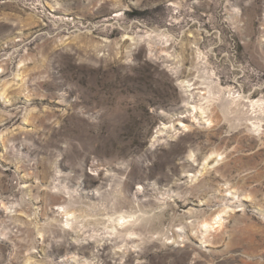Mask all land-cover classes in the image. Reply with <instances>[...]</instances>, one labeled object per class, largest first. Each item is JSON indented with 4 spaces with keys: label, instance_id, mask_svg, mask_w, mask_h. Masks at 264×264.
<instances>
[{
    "label": "rangeland",
    "instance_id": "1",
    "mask_svg": "<svg viewBox=\"0 0 264 264\" xmlns=\"http://www.w3.org/2000/svg\"><path fill=\"white\" fill-rule=\"evenodd\" d=\"M0 264H264V0H0Z\"/></svg>",
    "mask_w": 264,
    "mask_h": 264
},
{
    "label": "bare ground",
    "instance_id": "2",
    "mask_svg": "<svg viewBox=\"0 0 264 264\" xmlns=\"http://www.w3.org/2000/svg\"><path fill=\"white\" fill-rule=\"evenodd\" d=\"M180 84H182V85H184V81L183 82H181ZM186 86H188V85H186ZM195 109H198V107H195ZM201 110H202V108H200ZM205 112V111H204ZM182 122V121H181ZM64 209V208H63ZM68 214V213H67ZM72 215V214H71ZM67 216H69V214L67 215ZM70 218L72 217V216H69ZM120 219V218H119ZM123 219V217L120 219V221ZM71 221H73V218L71 219V220H68L67 221V224H69ZM207 227H210L211 225L210 224H205ZM69 226V225H68ZM214 227V226H213Z\"/></svg>",
    "mask_w": 264,
    "mask_h": 264
}]
</instances>
